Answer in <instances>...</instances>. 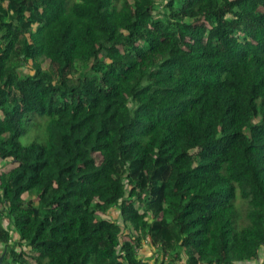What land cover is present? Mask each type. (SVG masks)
I'll use <instances>...</instances> for the list:
<instances>
[{
  "label": "trees",
  "instance_id": "16d2710c",
  "mask_svg": "<svg viewBox=\"0 0 264 264\" xmlns=\"http://www.w3.org/2000/svg\"><path fill=\"white\" fill-rule=\"evenodd\" d=\"M161 6L0 0L8 264H264V0Z\"/></svg>",
  "mask_w": 264,
  "mask_h": 264
},
{
  "label": "rangeland",
  "instance_id": "374dc122",
  "mask_svg": "<svg viewBox=\"0 0 264 264\" xmlns=\"http://www.w3.org/2000/svg\"><path fill=\"white\" fill-rule=\"evenodd\" d=\"M162 2L163 3H165V0H157V4H158V9H160V8H162ZM158 9H156V10H154V14L156 15V13H157V11H158ZM27 70V67H24L23 68V71H26ZM21 142L23 143V144H25V143H27L28 141H29V137H26V136H22L21 137ZM11 167H13V163L12 162H10L9 160H4V159H1L0 158V172L1 171H7V170H9ZM112 215L113 216H117V212H116V210L115 209H113L112 211H111V214H108V217H112ZM106 217V216H105ZM16 234V233H15ZM15 236V235H14ZM11 247V246H10ZM144 247V248H143ZM141 248H143L144 249V253L147 255V256H143L142 254H141V252L138 254V257H140V258H143V259H145V260H147V259H150V260H147L148 262H149V264H160V262H161V260H160V258H155V252H154V250H152V249H150V247H149V245H148V243H146V242H143L142 241V246H141ZM4 250V247L2 246V245H0V254L2 253V251ZM142 250V249H141ZM28 250H25V252H27ZM264 258V248H262L260 251H259V260H262ZM29 260V262H32L33 263V260L32 259H28ZM4 261L8 264V262H9V257H8V255H7V252H6V254H5V257H4ZM244 264H253V262H251V263H244Z\"/></svg>",
  "mask_w": 264,
  "mask_h": 264
},
{
  "label": "water",
  "instance_id": "95a60500",
  "mask_svg": "<svg viewBox=\"0 0 264 264\" xmlns=\"http://www.w3.org/2000/svg\"><path fill=\"white\" fill-rule=\"evenodd\" d=\"M8 250V247H5L4 250L2 251V253L0 254V264H7L5 261H4V257H5V254Z\"/></svg>",
  "mask_w": 264,
  "mask_h": 264
},
{
  "label": "crops",
  "instance_id": "0c3cea01",
  "mask_svg": "<svg viewBox=\"0 0 264 264\" xmlns=\"http://www.w3.org/2000/svg\"><path fill=\"white\" fill-rule=\"evenodd\" d=\"M140 252L143 254V256H145L146 254L144 253V249L142 248V250H140ZM147 256V255H146Z\"/></svg>",
  "mask_w": 264,
  "mask_h": 264
},
{
  "label": "built area",
  "instance_id": "2783aa9c",
  "mask_svg": "<svg viewBox=\"0 0 264 264\" xmlns=\"http://www.w3.org/2000/svg\"><path fill=\"white\" fill-rule=\"evenodd\" d=\"M141 249L138 250V252L140 251ZM155 256H158L157 254H155Z\"/></svg>",
  "mask_w": 264,
  "mask_h": 264
}]
</instances>
